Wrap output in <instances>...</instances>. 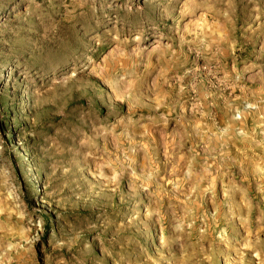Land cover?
<instances>
[{"label": "rangeland", "instance_id": "374dc122", "mask_svg": "<svg viewBox=\"0 0 264 264\" xmlns=\"http://www.w3.org/2000/svg\"><path fill=\"white\" fill-rule=\"evenodd\" d=\"M0 264H264V0H0Z\"/></svg>", "mask_w": 264, "mask_h": 264}]
</instances>
